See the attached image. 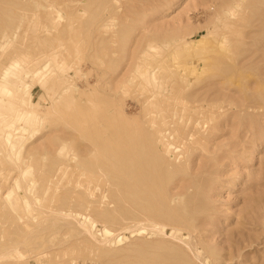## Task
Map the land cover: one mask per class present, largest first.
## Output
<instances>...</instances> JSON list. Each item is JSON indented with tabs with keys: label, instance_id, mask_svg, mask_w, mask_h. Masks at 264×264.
Instances as JSON below:
<instances>
[{
	"label": "rangeland",
	"instance_id": "obj_1",
	"mask_svg": "<svg viewBox=\"0 0 264 264\" xmlns=\"http://www.w3.org/2000/svg\"><path fill=\"white\" fill-rule=\"evenodd\" d=\"M0 85V264H264V0H0Z\"/></svg>",
	"mask_w": 264,
	"mask_h": 264
},
{
	"label": "bare ground",
	"instance_id": "obj_2",
	"mask_svg": "<svg viewBox=\"0 0 264 264\" xmlns=\"http://www.w3.org/2000/svg\"><path fill=\"white\" fill-rule=\"evenodd\" d=\"M14 90V89H13ZM0 93H2V95L3 96H8V94H12V91H11V89H9L7 86H5V85H0ZM20 99H19V103L21 102V103H24L25 102V98L23 97V96H20L19 97ZM28 104H29V101H28ZM32 104V103H31ZM21 108V107H20ZM21 113V116L23 117V116H27V117H29V118H36V116L32 113V111H31V109L30 110H28L26 113L25 112H20ZM38 117V116H37ZM28 118V119H29ZM37 120V119H36ZM192 133V132H191ZM191 137V136H190ZM191 139V138H190ZM188 140V139H187ZM134 161V160H133ZM146 163L147 162H144L143 164H145L146 165ZM142 171H143V169H142ZM136 172V171H135ZM135 172H133V173H135ZM139 172V174L141 175V173H140V171H138ZM138 174V173H137ZM137 174L135 173V177H134V179L136 180L138 177H137ZM145 174V173H144ZM134 176V175H133ZM139 176V175H138ZM132 177V176H131ZM138 180V179H137ZM131 182V181H130ZM158 228V227H157ZM160 228V227H159ZM161 229V228H160Z\"/></svg>",
	"mask_w": 264,
	"mask_h": 264
}]
</instances>
